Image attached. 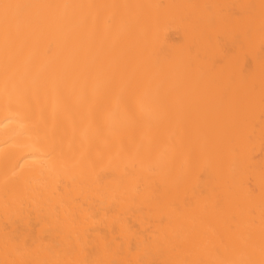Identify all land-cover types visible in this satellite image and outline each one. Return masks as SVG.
Listing matches in <instances>:
<instances>
[{
  "label": "bare ground",
  "instance_id": "obj_1",
  "mask_svg": "<svg viewBox=\"0 0 264 264\" xmlns=\"http://www.w3.org/2000/svg\"><path fill=\"white\" fill-rule=\"evenodd\" d=\"M0 264H264V0H0Z\"/></svg>",
  "mask_w": 264,
  "mask_h": 264
}]
</instances>
